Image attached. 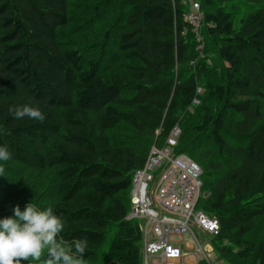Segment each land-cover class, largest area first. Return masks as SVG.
Wrapping results in <instances>:
<instances>
[{
	"label": "trees",
	"instance_id": "obj_1",
	"mask_svg": "<svg viewBox=\"0 0 264 264\" xmlns=\"http://www.w3.org/2000/svg\"><path fill=\"white\" fill-rule=\"evenodd\" d=\"M194 2L0 0V219L52 207L67 243L87 239L84 264H144L133 174L178 126L214 251L264 264V0H199L198 30ZM26 104L44 121L9 112Z\"/></svg>",
	"mask_w": 264,
	"mask_h": 264
},
{
	"label": "built area",
	"instance_id": "obj_2",
	"mask_svg": "<svg viewBox=\"0 0 264 264\" xmlns=\"http://www.w3.org/2000/svg\"><path fill=\"white\" fill-rule=\"evenodd\" d=\"M189 22L198 30L203 21L200 5L192 4ZM198 103L197 100H195ZM180 128L177 126L164 147L153 145L143 167L133 174L130 192L131 209L127 220L146 218L141 225L144 233V264L158 258L157 264H171L192 252L198 261L212 264L211 239L219 234L221 225L217 217L197 208L201 199H208L210 192L203 189L202 167L186 154H176ZM197 228L204 235L199 241ZM188 235L183 241L172 238Z\"/></svg>",
	"mask_w": 264,
	"mask_h": 264
},
{
	"label": "clouds",
	"instance_id": "obj_3",
	"mask_svg": "<svg viewBox=\"0 0 264 264\" xmlns=\"http://www.w3.org/2000/svg\"><path fill=\"white\" fill-rule=\"evenodd\" d=\"M9 112L15 119L27 117L41 122L45 119L40 108L27 104L10 108ZM10 158L8 149L0 147V162ZM4 173L5 166L0 163V176ZM13 213L11 217L0 219V264H21L30 259L41 261L44 256V264H84L82 257L88 248L87 239L67 243L60 236L65 224L52 207L39 210L29 203L23 211L16 205Z\"/></svg>",
	"mask_w": 264,
	"mask_h": 264
},
{
	"label": "rangeland",
	"instance_id": "obj_4",
	"mask_svg": "<svg viewBox=\"0 0 264 264\" xmlns=\"http://www.w3.org/2000/svg\"><path fill=\"white\" fill-rule=\"evenodd\" d=\"M194 1L198 3L199 0H194ZM92 16H93V13L90 14V17H92ZM180 133H181V131H180ZM198 142H199V145L203 146L204 148L209 147V145L212 144V141H211L209 136H203L202 140L198 141ZM146 220H147L146 218H141V219H139V222L141 225H144L146 223ZM194 232L196 233V236L199 239V241L204 242L205 238H204L203 234L197 228H194ZM172 240L183 241V243H181L180 245L185 248V245H186L187 240H188V235H185L183 237L172 238ZM211 245H212V243H211ZM212 247H213V245H212ZM210 256L212 257V264H228L224 259H222L221 257H218V255L214 251V247H213V251H212Z\"/></svg>",
	"mask_w": 264,
	"mask_h": 264
},
{
	"label": "crops",
	"instance_id": "obj_5",
	"mask_svg": "<svg viewBox=\"0 0 264 264\" xmlns=\"http://www.w3.org/2000/svg\"><path fill=\"white\" fill-rule=\"evenodd\" d=\"M187 245L189 247H192V244L190 242H187ZM157 263H158V258L149 259V264H157ZM197 263H198V260L196 259L195 255L192 252H189L187 255L183 256L179 260L174 261L171 264H197Z\"/></svg>",
	"mask_w": 264,
	"mask_h": 264
}]
</instances>
